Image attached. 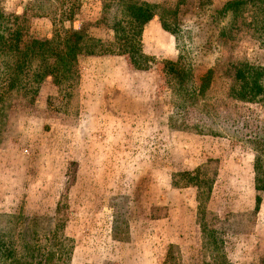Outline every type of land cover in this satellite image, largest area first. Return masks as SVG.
Here are the masks:
<instances>
[{"label":"rangeland","instance_id":"1","mask_svg":"<svg viewBox=\"0 0 264 264\" xmlns=\"http://www.w3.org/2000/svg\"><path fill=\"white\" fill-rule=\"evenodd\" d=\"M33 1L1 3L24 17L30 36L51 38L50 15L35 16ZM78 1L66 26L112 40L101 22L104 1ZM146 1L178 7L182 35L170 54L144 47L149 70L134 68L128 55H84L71 103L61 99L71 89L62 92L51 77L35 101L21 91L0 101V264H264V219L195 214V194L168 184L190 151L176 141L191 144L199 129L255 149L249 138L264 129V102L234 99L228 89L233 62L264 65V46L244 24H231L232 14L219 18L228 0ZM180 54L195 85L214 68L204 94L178 88L166 72L164 60ZM222 195L226 203H217ZM243 196L219 192L210 204L232 203L237 212ZM226 225L232 235L214 232Z\"/></svg>","mask_w":264,"mask_h":264},{"label":"trees","instance_id":"2","mask_svg":"<svg viewBox=\"0 0 264 264\" xmlns=\"http://www.w3.org/2000/svg\"><path fill=\"white\" fill-rule=\"evenodd\" d=\"M103 1L101 22L115 33L108 42L85 30L66 26L76 16L80 7L78 0L33 1L40 11V15L35 16L50 15L53 35L45 39L30 36L24 17L6 9L0 0V101L11 97L15 91H21L35 101L42 85L51 77L62 92L71 89L68 96L61 98L71 103L79 85L80 59L84 55H128L134 68L149 70L152 59L144 51L143 32L145 25L156 16L160 18L162 27L175 37L179 49L182 35L179 34L180 29L176 28L178 7L171 8L146 0ZM47 9L49 14L41 12ZM216 12L223 20L232 14L236 19H232L231 24H237V29L244 24V31L252 32L260 45L264 46V0H228ZM240 17L244 23L237 22ZM228 28L227 23L226 36L230 35ZM184 57L180 54L176 61L164 60L166 72L177 80L178 88L194 95L204 94L215 82L214 68L208 69L200 77L199 84L195 85L190 66L183 63ZM231 69L228 95L251 103L264 102V65L244 58L234 61ZM188 83L192 85L187 86ZM249 139L259 154L256 164L258 189L264 191V129L252 131Z\"/></svg>","mask_w":264,"mask_h":264},{"label":"crops","instance_id":"3","mask_svg":"<svg viewBox=\"0 0 264 264\" xmlns=\"http://www.w3.org/2000/svg\"><path fill=\"white\" fill-rule=\"evenodd\" d=\"M143 44L146 49L148 48L150 51L154 49L158 53L165 52L170 54L177 48L175 37L162 27L158 16L145 25ZM144 51L146 52L145 49ZM88 57L97 58L103 56L91 55ZM166 116L168 117V115ZM166 130L168 131L167 128ZM218 135L212 132H202L199 129L193 132V136L190 138L192 142L189 145H186L184 140L178 139L176 142L181 146L178 151L183 149L185 151L186 148H190V151H186L188 156L184 160L187 166L183 165L175 176L171 175L168 184L174 190L189 189L195 194L193 195L196 196V203L193 206L195 214H197V211L208 212V210L213 209L217 212L220 222L228 220L231 223L233 217L239 220L241 217L249 218V220L245 221L249 225L255 223V221H263L264 191L258 189V172L256 169L258 152L249 145H239L232 142L230 138ZM179 175L185 177L183 181L177 179ZM174 177L177 178L174 179ZM204 186L206 187L204 188ZM226 191L234 194L243 192L242 202L244 203L237 212L233 210L235 208L232 203L229 206L225 204L224 208H214L216 207L215 202L210 204L216 194L219 192L225 193ZM226 197V195H222L217 203H226ZM203 232L205 233V231ZM214 232H217V235H232V229L227 227V225L214 230ZM201 233L200 228V235ZM174 245L180 246L178 243H170L168 247L171 249L175 247Z\"/></svg>","mask_w":264,"mask_h":264}]
</instances>
